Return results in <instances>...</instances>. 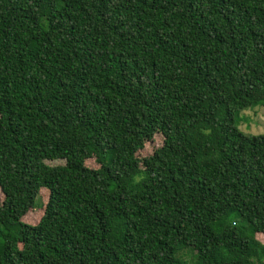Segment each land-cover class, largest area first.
Returning a JSON list of instances; mask_svg holds the SVG:
<instances>
[{"label": "trees", "instance_id": "obj_1", "mask_svg": "<svg viewBox=\"0 0 264 264\" xmlns=\"http://www.w3.org/2000/svg\"><path fill=\"white\" fill-rule=\"evenodd\" d=\"M258 106L264 0H0V264H264Z\"/></svg>", "mask_w": 264, "mask_h": 264}, {"label": "rangeland", "instance_id": "obj_2", "mask_svg": "<svg viewBox=\"0 0 264 264\" xmlns=\"http://www.w3.org/2000/svg\"><path fill=\"white\" fill-rule=\"evenodd\" d=\"M237 126L239 129L247 135H260L264 133V107H255L242 111L237 117ZM164 143V137L161 134H156L153 139L147 142L142 150L137 153L138 158L144 159L151 156L154 151L160 148ZM50 166L64 165L63 160L47 161ZM86 166L91 169L98 168V164L95 160L90 159L86 161ZM3 195L0 194V204L3 201ZM48 198V193L42 191L40 198L38 199L35 209L31 210L22 220L32 226L37 225L42 218L44 208ZM258 241L264 246V235L257 234Z\"/></svg>", "mask_w": 264, "mask_h": 264}]
</instances>
